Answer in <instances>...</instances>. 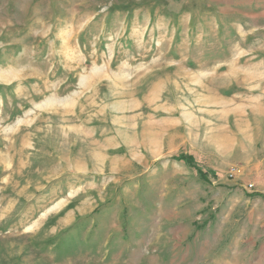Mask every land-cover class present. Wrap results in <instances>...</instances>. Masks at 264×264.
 I'll return each instance as SVG.
<instances>
[{
	"label": "rangeland",
	"instance_id": "rangeland-1",
	"mask_svg": "<svg viewBox=\"0 0 264 264\" xmlns=\"http://www.w3.org/2000/svg\"><path fill=\"white\" fill-rule=\"evenodd\" d=\"M0 264H264V0H0Z\"/></svg>",
	"mask_w": 264,
	"mask_h": 264
},
{
	"label": "trees",
	"instance_id": "trees-1",
	"mask_svg": "<svg viewBox=\"0 0 264 264\" xmlns=\"http://www.w3.org/2000/svg\"><path fill=\"white\" fill-rule=\"evenodd\" d=\"M178 160L184 161V162H191L192 159L191 158H179Z\"/></svg>",
	"mask_w": 264,
	"mask_h": 264
}]
</instances>
